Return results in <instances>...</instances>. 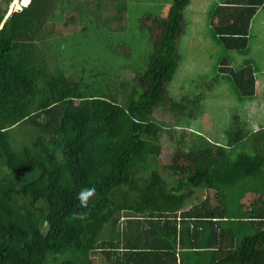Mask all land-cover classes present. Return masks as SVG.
Masks as SVG:
<instances>
[{"label": "trees", "instance_id": "obj_1", "mask_svg": "<svg viewBox=\"0 0 264 264\" xmlns=\"http://www.w3.org/2000/svg\"><path fill=\"white\" fill-rule=\"evenodd\" d=\"M12 1L0 0V264H95L96 257L97 264H264V206L257 198L242 204L246 193L264 192V147L253 148L264 131L243 133L230 113L232 130L213 125L209 137H179L189 148L167 166L171 183L158 168L166 126L155 111L181 64L193 0H161L164 11L160 3L139 6L154 0H113L114 7L104 0L103 8L98 0L103 14L84 18L101 32L73 47L72 70L69 63L51 69L38 54L40 30L71 17H63V0H24L7 16ZM212 2L202 30L221 48L211 63L212 105L232 91L252 98L254 69H237L231 54L258 38L253 18L264 0ZM107 14L120 26L115 33ZM136 20L147 40L143 54L138 49L143 61H114L107 41L121 43L116 54L128 57L119 36L128 37ZM123 69L134 77L120 81ZM195 109L180 122L196 119ZM88 186L95 192L81 206L76 193ZM198 190L215 192L213 200H199Z\"/></svg>", "mask_w": 264, "mask_h": 264}, {"label": "rangeland", "instance_id": "obj_2", "mask_svg": "<svg viewBox=\"0 0 264 264\" xmlns=\"http://www.w3.org/2000/svg\"><path fill=\"white\" fill-rule=\"evenodd\" d=\"M109 1L110 2L108 3V5L114 7V1L113 0H109ZM133 1L134 0H132V2ZM221 1L223 0H215V2L217 3ZM139 2H140L139 6L141 8L145 7L144 4L154 6L155 4L160 3L162 4V11L166 10L168 6L167 2L161 0L147 1L146 3L142 1ZM197 2H198L197 0L192 1V4L189 6L188 12L186 14V18L188 20V25H186V28L188 32L182 38L181 41V46H184V51L182 52V54L187 59H185L181 55L182 56L181 64L177 72L173 76L172 81L168 83V91L170 96L169 98H167V101L162 103V105L155 111L156 112L155 118L166 126L161 137L162 149L158 158V168L162 174L163 179L168 183H171L174 180L172 178L173 175L171 171L167 169V166L173 163L176 150L178 149L188 150L189 148L187 147V140L184 141L182 145H180L179 142L180 136L183 135L184 137L185 134L186 136H188V134H192V131H194L195 133L203 132L209 137L211 135L209 133L211 130L214 133L213 125H215L216 128L215 130L220 131V127H223V132L224 130H228V129L232 130L231 125L232 124L236 125V124L233 122L232 118H230L229 115H227L224 118L223 117L224 115L222 113H228V114L231 113L232 115L236 114L238 124H240L242 120L247 121L245 115L247 112L246 111L247 109H245V107L247 106L245 104H249V103L246 100L245 101L239 100L237 107L235 103L237 102L238 99H237V95H235L233 91L226 93V97L223 98L220 104L212 105V87L209 86V83L210 80L212 79V71H211L212 55L214 59L216 58L215 52L212 53V51L215 50L214 47L216 43L215 41L214 42L211 41L206 34L205 35L207 36L208 40H205L203 35L196 36L193 38L186 37V36H194L195 33H202V30L205 28L204 26L205 17H207V15H204V9L202 7L197 6L198 4ZM73 3L74 5H76V3L80 4V6L78 5L76 6L77 9L79 8L78 10H73L72 8H68L69 6L67 5L66 0L61 1L62 6L64 7L63 17L68 15L71 16L70 18L73 19L64 18L57 21H50L49 24L43 27L44 31L40 30V34L46 37V40H43L44 44L42 42L41 44L40 43L38 44V48L40 47L38 54L40 55V57L48 61V65L51 69L54 68V66L67 65L69 63V68H71L72 70L73 69L72 65L74 63L71 62L72 58L70 59L71 56L70 54L72 53L73 47H76L77 45H80L81 48L86 47L87 46L86 42H88L91 39L89 36L94 35L95 32H101L100 29L96 27L98 26V24L94 23L92 20H89L90 24H87L84 18L86 16L89 17L90 19H96L99 18L100 14H103V9L100 10V8L97 6L98 0H76V3L73 0ZM213 3L214 2H212V6ZM23 4H24V0L12 1L8 8V13L19 11L20 6H22ZM100 7L102 8L104 7V0H102V5ZM61 11L62 8L59 5L58 13H60ZM117 11H118L117 7H115L113 9V12H117ZM263 14L264 11L260 13L258 18ZM104 16H105V21L109 23L108 24V26L110 27L109 29H111L108 31H112V33H115L116 30L120 28V26L119 28L116 27L117 22H112L111 21L112 19L108 16V14ZM142 16L144 15L141 12L137 17L141 18ZM136 23L137 20L135 21L133 28L129 32L128 37L124 36V34L119 36L118 42H122L123 49H126L125 52H126V56L128 57H125L124 54H121V56H117L116 49L119 50V46L121 45V43L117 44V42L114 41L113 39L107 38L109 39L107 42L110 43V48L115 52V55L111 54L114 61L119 62V60L120 61L128 60L129 61L128 63L130 64L133 63L134 65L140 64L143 61V58L138 53V49L141 50L140 54H143L144 48L146 50L147 47V40L145 39L144 35L141 36L139 34L140 27ZM124 24H126V21L124 22ZM143 25H145V23H143ZM113 27H115L114 30H112ZM127 29L128 28L120 29L119 33L126 32ZM116 36L118 39L117 33ZM260 37L261 35L259 34L256 41H260ZM48 39L50 40L49 43L47 41ZM183 40H185L186 44ZM131 50L135 51L134 56L130 55L132 53ZM220 51L221 48L219 46V51L216 52H220ZM59 54L61 55L57 56ZM263 55H264L263 52H257V56L260 59L263 57ZM260 59L256 58V61L258 63L259 62L262 63L261 62L262 60ZM208 64L210 66L209 69H208ZM182 65H184V67L186 68L182 67ZM133 77L134 76L130 70L123 69V71L121 72V76L119 77L120 78L119 80L127 81L129 79H132ZM260 94L261 96H263V92H260ZM197 98H201L200 103L197 102L198 103L197 106H200L201 108L195 109L190 102L195 101ZM119 99H121V95L119 96ZM183 99H185L184 102ZM256 103L259 106H262V108L259 110L260 113H262V115L258 118H254L253 120H249L247 122L252 123L251 126H256V127L259 126L257 130H261L263 132L264 131V98L259 97ZM182 104H184V106L186 107L185 109H182L183 108L181 106ZM173 105H175L174 108L177 111H173V109L171 108V106ZM187 108L190 110H194V109L196 110L197 113L196 119L193 120L187 116L183 119V123H181L178 118H182L184 115H188ZM229 108L236 110L230 112V110H228ZM213 115H219V117H216L214 119ZM243 116H245L244 119L242 118ZM243 129L247 130L246 126H244ZM258 139H259L258 142L256 143V145L253 146V148L264 147V134L262 133L261 135H259ZM239 150H241V148H237L235 150V154ZM214 195L215 192L212 191L207 192V191L198 190L196 192V196L199 200L205 199L206 196L213 198ZM99 260H100L99 257L93 259L95 264H97ZM104 264L107 263L104 262Z\"/></svg>", "mask_w": 264, "mask_h": 264}, {"label": "crops", "instance_id": "obj_3", "mask_svg": "<svg viewBox=\"0 0 264 264\" xmlns=\"http://www.w3.org/2000/svg\"><path fill=\"white\" fill-rule=\"evenodd\" d=\"M193 1H196V0H193ZM197 1H198L197 2L198 3L197 6L198 7H202L204 9V15H207L206 11H208V9H209V7H210V5L212 3V0H197ZM229 11H230V9H229ZM263 11H264V4L258 8V11H257L255 17L253 18L254 19L253 20V22H254L253 23V29L257 33L258 36H259V34L261 35L260 41H256V40H254V42L251 41L250 44H249L250 48L245 50L244 53L241 52V51H234L231 54L232 60H233L234 65H235V67L237 69H240L241 67L250 65L254 69L255 76H256V95L254 97L241 99L239 97V95L237 94V92L235 93V95H237V99L238 100L239 99L241 101L242 100L243 101L246 100L249 103V104H245L247 106V107H245V109H247L246 110L247 112L245 114L247 121L253 120L254 118H258V117H260L262 115V113H260V111H259L262 108V106H259L256 103V101L259 99V97L264 98V55H263V57L261 59L257 56V52H263L264 53V14L261 15L258 18L260 13L263 12ZM206 22L207 21H206V17H205V23ZM214 22H217V19H214ZM204 26H205V24H204ZM203 30H205V28ZM201 35H203L205 40H208L207 36L203 32L202 33H195L194 36H186V37L187 38H193V37L201 36ZM183 41L185 42V40H183ZM185 44H186V42H185ZM181 47H182V50H181V54H182V52L184 51V46H181ZM214 48H215V50L212 51V53L213 52H215V54L218 53L216 51H219V47L217 45H215ZM182 56H183V54H182ZM184 58L187 59L186 57H184ZM256 58L262 60L261 61L262 63H260V62L258 63L256 61ZM214 60L215 59L213 58V55H212V62ZM182 67H184V65H182ZM182 67H181V69H182ZM184 68H186V67H184ZM209 68H210V66L208 64V69ZM260 92H263V96H261ZM235 104L238 107L237 102ZM228 115L231 118V115L230 114H228ZM244 117L245 116H243L242 118L244 119ZM247 121L242 120L240 122V127H242V132L243 133H249V132L258 131L257 129L259 128V126L258 127L251 126L252 123H249ZM244 126H246L247 130L243 129ZM213 198H212V200H213ZM255 198H257L256 199L257 200L256 201L257 202V204H256L257 207L264 206V192H261V193L260 192L259 193L248 192V193H246L245 197L242 200V204H244L245 207H246Z\"/></svg>", "mask_w": 264, "mask_h": 264}, {"label": "clouds", "instance_id": "obj_4", "mask_svg": "<svg viewBox=\"0 0 264 264\" xmlns=\"http://www.w3.org/2000/svg\"><path fill=\"white\" fill-rule=\"evenodd\" d=\"M24 5V4H23ZM12 12H9L7 14L10 15ZM95 192V188L92 186H88L87 188H81L77 193H76V198L81 206H83L86 203V197L89 195H92Z\"/></svg>", "mask_w": 264, "mask_h": 264}]
</instances>
